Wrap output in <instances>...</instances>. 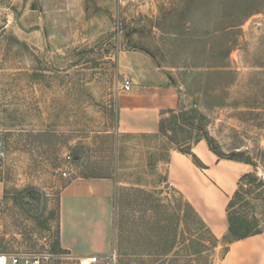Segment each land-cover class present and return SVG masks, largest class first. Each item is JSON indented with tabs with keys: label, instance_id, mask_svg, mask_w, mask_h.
Returning <instances> with one entry per match:
<instances>
[{
	"label": "rangeland",
	"instance_id": "obj_1",
	"mask_svg": "<svg viewBox=\"0 0 264 264\" xmlns=\"http://www.w3.org/2000/svg\"><path fill=\"white\" fill-rule=\"evenodd\" d=\"M132 51L179 89L155 139L118 130V57ZM0 140V254L81 264L58 247L59 195L110 177L113 248L88 264H219L264 233V0H0ZM200 141L248 174L232 232L202 227L165 174L171 150Z\"/></svg>",
	"mask_w": 264,
	"mask_h": 264
},
{
	"label": "crops",
	"instance_id": "obj_2",
	"mask_svg": "<svg viewBox=\"0 0 264 264\" xmlns=\"http://www.w3.org/2000/svg\"><path fill=\"white\" fill-rule=\"evenodd\" d=\"M123 55L118 57V72L121 78L130 79L133 87L129 93L118 94V130L155 139L162 116L178 106L179 89L148 55L138 51ZM191 152L204 168L199 169L190 156L171 150L165 174L207 228L221 233L227 222V203L243 165L219 159L204 141L193 144ZM118 184L110 177L76 178L62 189L58 204V247L62 254L83 260L81 264L110 254ZM219 264H264V233L230 244Z\"/></svg>",
	"mask_w": 264,
	"mask_h": 264
},
{
	"label": "built area",
	"instance_id": "obj_3",
	"mask_svg": "<svg viewBox=\"0 0 264 264\" xmlns=\"http://www.w3.org/2000/svg\"><path fill=\"white\" fill-rule=\"evenodd\" d=\"M132 81L128 78H122L117 84L118 93H129L132 91ZM5 158L4 147L0 140V161ZM66 175V174H64ZM50 256H43L37 254H0V264H43V261H47Z\"/></svg>",
	"mask_w": 264,
	"mask_h": 264
},
{
	"label": "trees",
	"instance_id": "obj_4",
	"mask_svg": "<svg viewBox=\"0 0 264 264\" xmlns=\"http://www.w3.org/2000/svg\"><path fill=\"white\" fill-rule=\"evenodd\" d=\"M168 113H170L171 115H173V116H175V114H176V112L174 111V110H171V111H168L167 113H165L163 116H166ZM162 125V124H161ZM161 129H162V127H161ZM207 143H208V145L210 146V143L208 142V140H207ZM179 152H181V153H183V154H186V155H188V156H190L191 157V159H192V161H193V163L197 166V167H202V168H204V166H203V164L200 162V160L191 152V148H188L187 150H184V151H179ZM213 153H215V152H213ZM216 154V153H215ZM218 156V155H217ZM219 158H223V157H220V156H218ZM229 160H234V161H240V160H238V159H235V158H230ZM247 164H249V163H247ZM248 176V174H242L241 176H240V178H239V180H238V184H239V182L241 181V180H243L245 177H247ZM239 196V191L238 190H236L235 192H234V195H233V198H231V200L228 202V204H227V209H226V215H227V222H228V229H229V231L230 232H232L233 230H234V228H235V225H234V219H233V217H232V215L230 214V209L232 208V203H233V200H234V198H236V197H238ZM191 211H192V209H191ZM193 212V211H192ZM194 213V212H193ZM194 216L196 217V219H198V221L200 222V225L203 227V226H205V224H204V222L194 213ZM256 234H258V233H252V232H246V233H242V235L239 237V240H243V239H245V238H247V237H250V236H253V235H256Z\"/></svg>",
	"mask_w": 264,
	"mask_h": 264
},
{
	"label": "bare ground",
	"instance_id": "obj_5",
	"mask_svg": "<svg viewBox=\"0 0 264 264\" xmlns=\"http://www.w3.org/2000/svg\"><path fill=\"white\" fill-rule=\"evenodd\" d=\"M84 262V261H83ZM84 264V263H83Z\"/></svg>",
	"mask_w": 264,
	"mask_h": 264
}]
</instances>
